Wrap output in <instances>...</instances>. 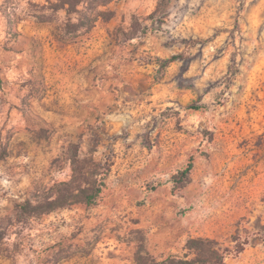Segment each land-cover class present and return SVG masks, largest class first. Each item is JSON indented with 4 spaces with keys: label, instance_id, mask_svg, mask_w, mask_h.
<instances>
[{
    "label": "rangeland",
    "instance_id": "374dc122",
    "mask_svg": "<svg viewBox=\"0 0 264 264\" xmlns=\"http://www.w3.org/2000/svg\"><path fill=\"white\" fill-rule=\"evenodd\" d=\"M66 1L0 0V264H264V0Z\"/></svg>",
    "mask_w": 264,
    "mask_h": 264
},
{
    "label": "trees",
    "instance_id": "16d2710c",
    "mask_svg": "<svg viewBox=\"0 0 264 264\" xmlns=\"http://www.w3.org/2000/svg\"><path fill=\"white\" fill-rule=\"evenodd\" d=\"M84 0H67L66 4H69V8L72 7L74 12H79L75 9L76 4L82 2ZM88 1V0H86ZM111 0H94L95 3L98 5L105 6ZM102 12H98L97 16H101ZM3 78L0 74V83H2ZM200 108V107H199ZM83 160L76 159L74 164V170L76 172V167L80 165ZM95 166V163H92ZM193 159L189 161V163L181 169L177 174L174 175V180L177 184H182L187 178L189 177L192 169H193ZM96 175L99 174L98 172H93ZM89 187H82L78 183V178L73 176V178L68 182H63L62 186H65V190H70L71 192L76 193H65L64 197L56 198V199H49L45 202H39L34 208L35 213H46L51 212L59 207H65L72 204L77 203H85V204H93L96 200L100 197L102 188L105 185L103 178L100 180H94L93 182H87ZM179 186V185H177ZM188 247L191 250H194V259L192 261L183 259H168L166 262L168 264H224V259L230 251L229 249L222 250L221 248L217 247V243L212 239H203V238H191L188 243ZM241 249H238V252ZM165 262V263H166Z\"/></svg>",
    "mask_w": 264,
    "mask_h": 264
}]
</instances>
